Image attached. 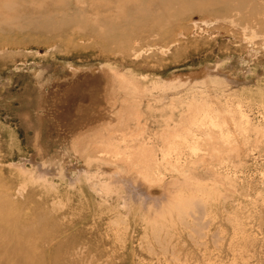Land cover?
Masks as SVG:
<instances>
[{
  "label": "rangeland",
  "instance_id": "rangeland-1",
  "mask_svg": "<svg viewBox=\"0 0 264 264\" xmlns=\"http://www.w3.org/2000/svg\"><path fill=\"white\" fill-rule=\"evenodd\" d=\"M0 264H264V0H0Z\"/></svg>",
  "mask_w": 264,
  "mask_h": 264
},
{
  "label": "bare ground",
  "instance_id": "bare-ground-1",
  "mask_svg": "<svg viewBox=\"0 0 264 264\" xmlns=\"http://www.w3.org/2000/svg\"><path fill=\"white\" fill-rule=\"evenodd\" d=\"M210 123H211V121H210ZM211 124H212V123H211ZM176 137H178V138H176ZM175 138L177 139V141H179V136H175ZM170 139H171V138H170ZM172 139H174V138L172 137ZM180 139H181V138H180ZM182 139H186V138H183V137H182ZM182 139H181V141H182V143H184L185 140H182ZM187 139H188V138H187ZM174 140H175V139H174ZM167 141H168V140H167ZM181 141H180V142H181ZM185 142H186V141H185ZM187 142H188V141H187ZM196 142H197V141H195L194 144H196ZM189 143H190V141H189ZM191 143H192V142H191ZM174 144H175V141H174ZM185 144H186V143H185ZM172 145H173V143H172ZM172 145H170L169 147H170L171 150H173V151L176 153V151H178L179 149L176 148L177 146L175 147V146H172ZM175 145H176V144H175ZM179 145H180V144H179ZM190 145H191V144H190ZM190 145H189V146H190ZM185 146H187V145H185ZM194 146H196V145H194ZM194 146L191 145V146L189 147V149H190V151H191L192 153H193V152H194V153H195V152H198V151H196V150L199 149L198 147H197V148H198V149H197V148L194 147ZM197 146H198V145H197ZM182 147H183V144H182ZM187 149H188V147H187ZM171 150H170V151H171ZM178 152H179V151H178ZM170 154H171V152H170ZM170 154H169V155H170ZM177 154H178V153H177ZM179 154H180V153H179ZM138 164H139V163H138ZM145 178H146V177H145ZM143 179H144V178H143ZM147 179H148V178H147Z\"/></svg>",
  "mask_w": 264,
  "mask_h": 264
}]
</instances>
